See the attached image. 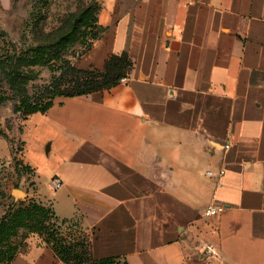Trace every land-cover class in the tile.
Here are the masks:
<instances>
[{"label":"crops","instance_id":"1","mask_svg":"<svg viewBox=\"0 0 264 264\" xmlns=\"http://www.w3.org/2000/svg\"><path fill=\"white\" fill-rule=\"evenodd\" d=\"M97 21L77 66L125 52L131 68L72 97L41 152L54 200L34 179L24 198L77 220L95 258L264 264V0H99ZM8 264L65 263L30 232Z\"/></svg>","mask_w":264,"mask_h":264},{"label":"trees","instance_id":"2","mask_svg":"<svg viewBox=\"0 0 264 264\" xmlns=\"http://www.w3.org/2000/svg\"><path fill=\"white\" fill-rule=\"evenodd\" d=\"M98 8L99 3L82 4L57 26L37 29L28 40H10L0 33V104L11 99L13 110L24 116L45 112L57 96L102 89L125 76L132 64L125 52L110 54L102 69L81 68L68 57L74 55L70 49L76 43H84L76 56L79 59L101 34L104 27L97 21ZM43 68L50 72L49 79L36 83ZM69 220L75 219L59 218L50 206L33 197L12 201L0 215V264H8L22 244L11 242L19 230L26 231L24 237L37 233L65 264H115L119 259L127 264L118 255L93 257L89 236L84 229L77 233L67 225Z\"/></svg>","mask_w":264,"mask_h":264},{"label":"rangeland","instance_id":"3","mask_svg":"<svg viewBox=\"0 0 264 264\" xmlns=\"http://www.w3.org/2000/svg\"><path fill=\"white\" fill-rule=\"evenodd\" d=\"M99 3V0H0V33L2 37L16 41L28 40L34 31L42 29L48 31L57 26L69 11L75 10L82 4ZM84 43H76L70 50L74 55H68L76 63L77 53L83 50ZM36 83L47 82L50 72L43 68ZM81 79V78H80ZM76 96V95H75ZM73 96H57L53 105L45 112H35L24 116L13 110V100L7 99L0 104V215L15 199L14 187L25 190L34 179L40 188L39 197L43 202H53L54 196L47 187L49 180L47 171L43 169L45 152L44 138L57 136V123H69L74 113L81 111L85 105ZM55 133V134H54ZM23 149L27 158L35 165V173L28 174L23 161ZM46 162V161H45ZM67 221V225L76 229L78 233L83 229L78 221ZM25 230L11 238L13 244L23 240ZM6 264V263H3ZM115 264H123V260H116Z\"/></svg>","mask_w":264,"mask_h":264},{"label":"built area","instance_id":"4","mask_svg":"<svg viewBox=\"0 0 264 264\" xmlns=\"http://www.w3.org/2000/svg\"><path fill=\"white\" fill-rule=\"evenodd\" d=\"M228 144H225V146H227ZM61 184V181L59 179H53V186L54 187H59ZM221 206L219 205H209L206 210H205V214H215L217 213L219 210H221ZM202 251L204 253H206L207 255H215L217 254L215 247L211 244V243H204L201 245Z\"/></svg>","mask_w":264,"mask_h":264},{"label":"water","instance_id":"5","mask_svg":"<svg viewBox=\"0 0 264 264\" xmlns=\"http://www.w3.org/2000/svg\"><path fill=\"white\" fill-rule=\"evenodd\" d=\"M12 193H13V197L15 198V199H17V198H24L25 197V193H24V191L23 190H21V189H19V188H16V187H14L13 189H12Z\"/></svg>","mask_w":264,"mask_h":264}]
</instances>
